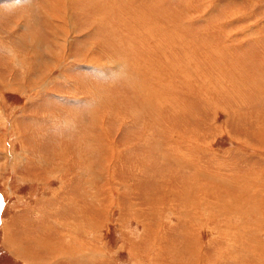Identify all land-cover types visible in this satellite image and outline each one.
<instances>
[{
	"label": "rangeland",
	"instance_id": "rangeland-1",
	"mask_svg": "<svg viewBox=\"0 0 264 264\" xmlns=\"http://www.w3.org/2000/svg\"><path fill=\"white\" fill-rule=\"evenodd\" d=\"M43 1L0 0V264H264V0H71L57 66Z\"/></svg>",
	"mask_w": 264,
	"mask_h": 264
},
{
	"label": "bare ground",
	"instance_id": "bare-ground-1",
	"mask_svg": "<svg viewBox=\"0 0 264 264\" xmlns=\"http://www.w3.org/2000/svg\"><path fill=\"white\" fill-rule=\"evenodd\" d=\"M30 1V0H29ZM59 1H61V7H60V5H54V3L53 4H51V1H49V0H45V1H43V5H44V7L46 6V10H38V13H39V15H41L42 17H43V19L45 20V22L47 23V27H49V28H52L51 30H50V32H51V36H52V43L54 44V50H52V48L50 49V48H47V56H49L50 58H51V63H53L54 64V66H57L59 63H61L63 60H65L66 59V62H68V61H70L69 59H67V56H63V54L65 53V52H67L66 50H68V48H69V45H68V43H69V41H68V39L70 40V33H73V30L75 29L74 28V20H73V17H72V15L69 13V9L71 8L70 6V4H71V0H59ZM54 6H55V9H53L54 8ZM70 7V8H69ZM52 9V10H51ZM45 11H46V13H45ZM34 12V11H33ZM24 16H26L25 17V20H27V21H29L30 19H29V14L27 13V11H25L24 13ZM38 14H36V13H34V16H35V18H37L38 16H37ZM24 20V19H23ZM55 20H57V22H55V24H54V22L53 21H55ZM29 22H31V21H29ZM12 23H15V22H12ZM18 25V24H17ZM50 25V26H49ZM14 26V25H13ZM16 26V25H15ZM29 33V32H28ZM34 34H35V32H34ZM27 36V35H26ZM29 36V35H28ZM226 41V40H225ZM72 43V42H71ZM46 44V43H45ZM27 45V44H26ZM44 45V44H43ZM95 47V43H91V45H90V48H94ZM96 48V47H95ZM70 49V48H69ZM10 50V49H9ZM46 50V49H45ZM55 51V52H54ZM11 52V51H10ZM85 53V52H84ZM83 53V54H84ZM17 54V53H16ZM87 55V54H86ZM89 56V55H88ZM187 56V55H186ZM19 57V56H18ZM83 57V56H82ZM81 57V58H82ZM90 57H91V55H90ZM21 58V57H20ZM22 58H24V57H22ZM22 58H21V61H22ZM87 59V58H86ZM113 59V58H112ZM68 60V61H67ZM53 66V65H52ZM52 66L50 65L49 67H51L52 68ZM45 68H48V66H46ZM50 71H52L51 69L50 70H48L47 72H43L42 73V77H46L49 73H50ZM185 73V72H184ZM51 74V73H50ZM44 80V79H43ZM143 82V81H142ZM156 82V81H155ZM171 82H173V81H171ZM168 84V83H167ZM152 85V84H151ZM174 86V85H173ZM154 88V87H153ZM152 88V89H153ZM165 90V89H164ZM145 92V91H144ZM150 92H151V90H150ZM159 92H160V90H159ZM111 95V94H110ZM141 96V95H140ZM145 96H147V94H145ZM142 97V96H141ZM143 99H145V98H143ZM154 105V104H153ZM111 106V105H110ZM155 109V108H154ZM134 113H136V110L134 109V111H133V114ZM99 115H101L100 113H99ZM148 115V114H147ZM103 117V116H102ZM98 121V120H97ZM99 125V124H98ZM67 136V135H66ZM101 136V135H100ZM94 137V136H93ZM89 137L87 136V139H88ZM84 140V139H83ZM82 140V141H83ZM101 141V140H100ZM102 143V142H101ZM89 146V145H88ZM78 147V146H77ZM97 147H98V149H100V148H104L103 147V145L101 146H98L97 145ZM115 149V148H114ZM30 151V150H29ZM27 152H28V150L27 149H23L22 150V157L24 158V159H26V157H25V154H27ZM64 152H66V151H64ZM29 153V152H28ZM63 155H65L64 153H62ZM62 154H60L61 156H62ZM111 153L109 152V154H107L106 155V157L108 158V161H109V158H110V155ZM81 159V158H80ZM112 159V158H111ZM39 161V160H38ZM106 161H107V159H106ZM110 163V162H109ZM64 164V163H63ZM63 166V165H62ZM105 166V165H104ZM109 171H108V173H106V174H108L109 175V172H110V168L108 169ZM88 171H89V169H88ZM103 173H104V171H103ZM105 174V173H104ZM105 174V175H106ZM99 178V177H98ZM104 178V177H103ZM199 221V220H198ZM193 229V228H192ZM78 231V230H77ZM73 232V231H72ZM71 233V232H70ZM228 234V233H227ZM73 238V237H72ZM228 244V243H227ZM58 246V245H57ZM69 246V245H68ZM81 246V245H80ZM190 247V246H189ZM68 250V249H67ZM75 250H76V248H75ZM201 250V249H200ZM199 250V251H200ZM229 250V249H228ZM62 251V250H61ZM73 251V250H72ZM78 251V250H77ZM76 252V251H75ZM82 252V251H81ZM187 252H188V254L190 255V257L191 258H193V260L194 261H191L189 258H188V260L190 261V263L189 262H186V263H184L183 261L181 262L180 261V263L179 264H187V263H189V264H197V262L200 260V257L202 256V254H201V252H197V250L194 248L193 249V247L191 248V250H189V249H187ZM77 253V252H76ZM80 253V252H79ZM83 253V252H82ZM97 253V252H96ZM191 253V254H190ZM78 254V253H77ZM195 254V255H194ZM66 255V254H65ZM79 255V254H78ZM231 256V255H230ZM79 257H81V259H82V261H85V260H87V259H90L89 257H87L86 255H84V256H80L79 255ZM183 257V256H182ZM75 258V257H74ZM230 258V257H229ZM201 259H202V257H201ZM78 260V259H77ZM215 261V260H214ZM200 262H201V260H200ZM202 262H203V260H202Z\"/></svg>",
	"mask_w": 264,
	"mask_h": 264
}]
</instances>
